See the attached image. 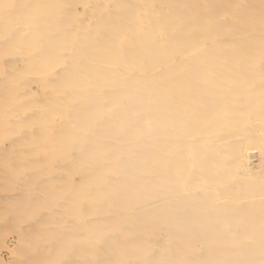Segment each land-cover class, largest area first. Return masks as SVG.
I'll return each instance as SVG.
<instances>
[{"label":"bare ground","instance_id":"1","mask_svg":"<svg viewBox=\"0 0 264 264\" xmlns=\"http://www.w3.org/2000/svg\"><path fill=\"white\" fill-rule=\"evenodd\" d=\"M0 264H264V0H0Z\"/></svg>","mask_w":264,"mask_h":264}]
</instances>
